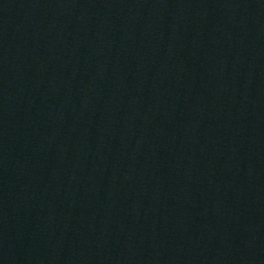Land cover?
Masks as SVG:
<instances>
[{
	"label": "water",
	"instance_id": "water-1",
	"mask_svg": "<svg viewBox=\"0 0 264 264\" xmlns=\"http://www.w3.org/2000/svg\"><path fill=\"white\" fill-rule=\"evenodd\" d=\"M0 264H264V0H0Z\"/></svg>",
	"mask_w": 264,
	"mask_h": 264
}]
</instances>
